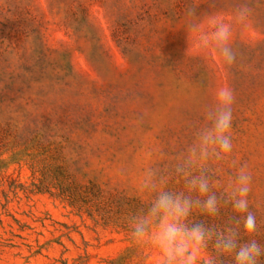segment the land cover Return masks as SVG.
Wrapping results in <instances>:
<instances>
[{
    "label": "rangeland",
    "instance_id": "1",
    "mask_svg": "<svg viewBox=\"0 0 264 264\" xmlns=\"http://www.w3.org/2000/svg\"><path fill=\"white\" fill-rule=\"evenodd\" d=\"M214 18L232 26L230 65L202 45ZM222 87L232 152L181 173ZM242 166L251 236L224 202ZM201 171L220 210L187 222L264 246V0H0V264H160L132 236L156 196L144 180L188 195Z\"/></svg>",
    "mask_w": 264,
    "mask_h": 264
},
{
    "label": "clouds",
    "instance_id": "2",
    "mask_svg": "<svg viewBox=\"0 0 264 264\" xmlns=\"http://www.w3.org/2000/svg\"><path fill=\"white\" fill-rule=\"evenodd\" d=\"M248 10L241 8L234 15L237 23H244ZM212 31L202 37L204 47H214L225 64L235 61L231 47L232 26L221 19L211 21ZM216 106L208 113L209 126L198 134L197 141L189 150L185 164L178 171L185 173L200 161L210 158L224 159L232 152L230 129L232 126V103L234 96L227 87L220 88L215 94ZM187 180L188 195L172 193L159 189L151 172L146 176L142 187L155 192L147 212L135 218L132 224V236L143 241L151 236L153 243L161 252L160 264H217L219 256H234L235 264H259L264 257V246L250 239L241 244L239 232L228 229L216 232L204 224H189L188 217L193 209L199 208L208 216L219 213L221 199L212 192L209 177L201 171L200 175ZM251 175L241 167L235 178V184L226 194L225 203H230L233 210L243 216V232L251 236L257 230L256 217L249 211L248 194L251 190ZM196 194L193 196L192 194ZM215 240L217 256L204 258L209 241Z\"/></svg>",
    "mask_w": 264,
    "mask_h": 264
}]
</instances>
